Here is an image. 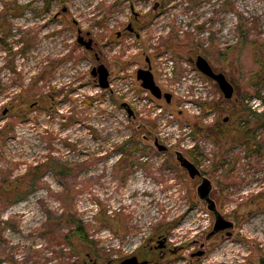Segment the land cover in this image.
Here are the masks:
<instances>
[{"label": "rangeland", "instance_id": "374dc122", "mask_svg": "<svg viewBox=\"0 0 264 264\" xmlns=\"http://www.w3.org/2000/svg\"><path fill=\"white\" fill-rule=\"evenodd\" d=\"M135 15L136 31L116 41ZM263 54L264 0H0V264H106L161 226L178 252L165 264H264ZM196 56L225 74L233 99L187 66ZM146 57L170 103L136 81ZM100 63L106 90L91 75ZM202 177L232 237L206 239L215 219Z\"/></svg>", "mask_w": 264, "mask_h": 264}, {"label": "flooded vegetation", "instance_id": "af4514ba", "mask_svg": "<svg viewBox=\"0 0 264 264\" xmlns=\"http://www.w3.org/2000/svg\"><path fill=\"white\" fill-rule=\"evenodd\" d=\"M159 6V3H156L154 5V9L156 10ZM65 11V10H64ZM139 21V17L138 15H135L133 17V20L131 22L128 23V25L122 30V31H118L115 36H114V39L116 41H119L121 40L122 38H124V36H126L127 34L129 33H133L136 31L137 27H135L136 25V22ZM99 26L101 28H104L105 27V24L104 22H100L99 23ZM79 35H81L85 41H88V40H92V49L91 50H88L85 48V46L83 45H80L78 42V44L80 46H83L85 48V50L87 51H94V41H93V38L90 37V32H87L85 34V36L83 35L82 31L81 30H78V36H77V40H78V37ZM102 38V37H101ZM76 40V41H77ZM94 55L96 57V60L97 61H100V56L98 55V53L94 52ZM198 56H196V58H192L190 57L187 61H186V64L187 66H192V65H195V60L197 59ZM163 60L164 58L163 57H159L158 60ZM100 65H104L103 63H100L98 66ZM122 65H125L127 66L128 64L126 63H122ZM161 64L159 63H156V67L153 66V61L150 57H146V65H144L143 68H138L137 71H136V81L138 83H140V87H141V81H138L137 79V75H138V71L139 70H147V71H150L153 76H154V80L156 82V84L161 88L163 85H162V80L160 79V77H158V75H156L159 71H161ZM97 66V67H98ZM105 66V65H104ZM106 67V66H105ZM155 67V68H154ZM196 67V65H195ZM107 68V67H106ZM108 69V68H107ZM197 69V68H196ZM109 71V70H108ZM158 71V72H157ZM196 71V70H195ZM129 72V71H127ZM110 74V72H109ZM122 75H126V72L125 70H123L122 72ZM110 77V76H109ZM124 77H129L131 80H133V77L130 75H127V76H124ZM97 79V78H96ZM98 80V79H97ZM109 80V79H108ZM110 83V82H109ZM162 86H161V85ZM110 87V86H109ZM165 87V86H164ZM141 89L143 90V88L141 87ZM145 90V89H144ZM143 90V91H144ZM147 92V94L149 95V97H152L153 99L157 100L156 98H154L147 90H145ZM163 91V90H162ZM163 93H167V92H163ZM172 97H173V94H172ZM162 100H165L164 98H162L161 100H158V101H162ZM166 101V100H165ZM124 104V103H123ZM128 104V103H127ZM130 106V104H128ZM131 107V106H130ZM126 110V108H125ZM134 111V110H133ZM127 112V110H126ZM128 115V114H127ZM137 116L136 112L134 111V116L132 118H135ZM155 141H158L157 139ZM159 142V141H158ZM160 143V142H159ZM155 144V143H154ZM162 145H164L163 143H160ZM166 146V145H165ZM168 147H167V150L168 151ZM164 151V152H166ZM178 154H181L183 155L182 153L180 152H176V160L178 161L179 165L181 168H183L178 160ZM187 159V158H186ZM190 161V160H189ZM191 162V161H190ZM193 163V162H192ZM184 169V168H183ZM186 170V169H184ZM187 171V170H186ZM200 172V170H199ZM188 173V172H187ZM189 175V174H188ZM201 172L198 176V178L201 177ZM195 177V178H196ZM194 178V179H195ZM192 179V178H191ZM206 179L205 177H202V182L203 180ZM199 188V187H198ZM212 192V190H211ZM211 192H210V195H211ZM209 195L210 199L211 196ZM200 198V197H199ZM201 199V198H200ZM213 200V199H212ZM201 201H203L204 203L207 204V207L208 209L210 210L209 208V203L207 202V200H203L201 199ZM214 201V200H213ZM210 212L213 213L214 215V219H215V222H214V226H213V229L212 231L207 235L206 239L207 240H211L217 236H220V237H223V236H227V237H232L233 236V233H232V229L234 228V223H232V227L229 228V229H224L222 231H218V232H214V229H215V224H216V220L218 217H222L223 219L227 220L224 216H222L218 209H217V205L214 201V210H210ZM229 221V220H227ZM157 233H153L150 237L147 238V240H144V243L136 248L135 250H132L130 251L129 253H125V254H121V256H116L114 259H112L111 261H109L108 263L106 264H121L123 263L125 260L127 259H131L133 257H135L137 260H138V263L141 264V263H144L146 262V264H165L167 261H169L172 257H174L178 252H177V247H173L174 244H172V239L170 237V232H169V229L167 228H164V226L160 227L158 230ZM228 233H231L232 235H228ZM204 245H202V250H199L195 253H192L191 254V257L192 258H196V260L198 261L199 259L203 258L205 256V251L203 250L204 249ZM89 256H87L88 258ZM261 259H264V258H261ZM261 262V261H260ZM84 264H88L85 260ZM90 264H99L97 261H93V263H90ZM172 264V263H171Z\"/></svg>", "mask_w": 264, "mask_h": 264}, {"label": "water", "instance_id": "95a60500", "mask_svg": "<svg viewBox=\"0 0 264 264\" xmlns=\"http://www.w3.org/2000/svg\"><path fill=\"white\" fill-rule=\"evenodd\" d=\"M77 42L80 45L85 46L86 49L91 50L92 49V40L85 41L84 38L79 35ZM195 65L197 70L207 77L208 79L214 81L220 91L223 94L224 99L231 100L234 97L235 94V88L231 84V82L227 79L224 73L217 72L213 69L211 64L207 59H205L203 56H198L195 60ZM91 75L96 79H98V84L101 89H108L110 86L109 83V71L104 65H100L98 67H94L91 71ZM138 81H141V87L145 90H147L154 98L157 100H161L164 98L167 103H170L172 100V94L171 93H163L162 89L156 84L154 80V76L150 71L147 70H139L137 75ZM123 107L126 108L127 114L129 118H132L134 116L133 109L127 104L124 103ZM155 147L159 152H164L167 150V146L160 144L158 141H155ZM178 160L181 164V166L187 170L190 178L194 179L196 176L200 174L199 169L196 167V165L192 162H190L188 159H186L183 155L178 154ZM212 190V183L208 179H204L202 184L198 188V196L203 199L207 200L209 203L210 210H214V201L210 199L209 195ZM232 227V223L230 221H227L223 219L222 217H218L215 224L214 232L222 231L224 229H229ZM228 235H232L231 233H228ZM261 263L264 262V259L260 260ZM121 264H139L138 260L133 257L131 259L125 260ZM146 264V262L141 263Z\"/></svg>", "mask_w": 264, "mask_h": 264}, {"label": "trees", "instance_id": "16d2710c", "mask_svg": "<svg viewBox=\"0 0 264 264\" xmlns=\"http://www.w3.org/2000/svg\"><path fill=\"white\" fill-rule=\"evenodd\" d=\"M259 64H260V68H261L260 75H262V74L264 75V54H263L261 60L259 61ZM207 108H208V109H211L209 106H208ZM263 119H264V113L261 114V115L259 116L257 126H263V127H264V122L262 123ZM149 123H150V124H148V125H149L150 129L155 128V125H154L152 122H149ZM215 131H216V133H217V135H215L216 137H219L220 134H221V136H226V135H225V133H226L225 129H223L222 131L216 129ZM240 132H241L243 135L245 134L247 137L250 136V134H251V131H250L249 129H247V128H241ZM195 133H196L198 136H203V135H204V134L202 133V130H199V129L195 130ZM241 133H239V135H240ZM207 135H208V137H212V138L214 139V136H213L212 134L208 133ZM249 138H250V137H249ZM248 140L251 141V139H248V138H247V142L245 143L246 146H247V144H248ZM129 141L132 142V144H134L135 147H136L137 144H136V142L134 141V139H131V140H129ZM238 141H239L241 144L244 143L243 138H239ZM259 199H262V198L259 197ZM79 234H80V233H79Z\"/></svg>", "mask_w": 264, "mask_h": 264}, {"label": "built area", "instance_id": "2783aa9c", "mask_svg": "<svg viewBox=\"0 0 264 264\" xmlns=\"http://www.w3.org/2000/svg\"><path fill=\"white\" fill-rule=\"evenodd\" d=\"M128 87H129V86H128ZM143 90H144V89H143ZM144 92H145V95H148L147 92H146L145 90H144Z\"/></svg>", "mask_w": 264, "mask_h": 264}]
</instances>
